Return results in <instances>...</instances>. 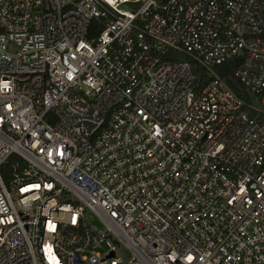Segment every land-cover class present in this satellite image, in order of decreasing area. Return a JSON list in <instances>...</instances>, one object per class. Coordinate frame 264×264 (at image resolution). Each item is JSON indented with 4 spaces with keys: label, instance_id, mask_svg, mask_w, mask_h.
Segmentation results:
<instances>
[{
    "label": "built area",
    "instance_id": "obj_1",
    "mask_svg": "<svg viewBox=\"0 0 264 264\" xmlns=\"http://www.w3.org/2000/svg\"><path fill=\"white\" fill-rule=\"evenodd\" d=\"M0 264H264V0H0Z\"/></svg>",
    "mask_w": 264,
    "mask_h": 264
},
{
    "label": "trees",
    "instance_id": "obj_2",
    "mask_svg": "<svg viewBox=\"0 0 264 264\" xmlns=\"http://www.w3.org/2000/svg\"><path fill=\"white\" fill-rule=\"evenodd\" d=\"M173 59H189L182 53H173ZM172 59V57H170ZM172 59V60H173ZM240 59L236 58L220 64L216 67L218 73L221 77L226 81V83L239 95L243 96L244 98L248 99V95L244 89L243 84L239 81V79L235 76L234 72L239 64ZM194 71L200 76V79L203 82L207 81V73L206 71L199 67L198 65H194Z\"/></svg>",
    "mask_w": 264,
    "mask_h": 264
}]
</instances>
